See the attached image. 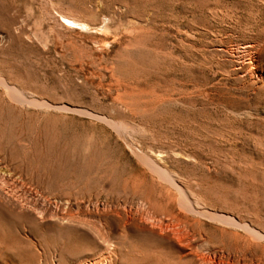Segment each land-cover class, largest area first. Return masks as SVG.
<instances>
[{"label": "rangeland", "instance_id": "obj_1", "mask_svg": "<svg viewBox=\"0 0 264 264\" xmlns=\"http://www.w3.org/2000/svg\"><path fill=\"white\" fill-rule=\"evenodd\" d=\"M0 181V264H264V0H0Z\"/></svg>", "mask_w": 264, "mask_h": 264}, {"label": "bare ground", "instance_id": "obj_2", "mask_svg": "<svg viewBox=\"0 0 264 264\" xmlns=\"http://www.w3.org/2000/svg\"><path fill=\"white\" fill-rule=\"evenodd\" d=\"M67 13L69 14V12H67ZM62 16L66 19L83 22L79 18H77L76 16H71V15H66V14H63ZM159 170H160V168H159ZM162 172H164L163 169H162ZM1 182L2 181H0V221H4L6 224L12 223V222H17V221H19V219L23 215H26V213L28 211H32L33 209L30 207L31 205L28 204L27 199L25 200L21 197L13 195L12 193H10L11 191L9 192V191H7L8 189L7 190L5 189L4 185H2ZM185 199H188V198H185ZM5 206H7V207H5ZM169 208H172V207L170 206ZM35 210H36V208H35ZM183 210L194 211V212H197L199 214H204V212H205V211H203V209H201L199 207L194 208V206L188 204V202H185V201L183 202ZM172 211H170L171 213L169 215L167 214L169 217L166 216L167 218L161 217L159 219H156L157 225L160 228L159 230L160 231H168V232L170 231L173 235L177 236V238L181 239L180 237H183L184 240H188L189 235H191L192 232H195L194 222L190 221V218L187 215H185L186 213L181 214L180 212H176V211L172 212ZM207 213H209V212H207ZM210 214L215 215L216 217L218 215L219 216L221 215V217H222V215H223L226 218H229V219L231 218V216L225 215V214H217L214 212L213 213L211 212ZM205 215H207V214H205ZM150 221H151V219H150ZM149 225H150V223H149ZM101 264H107V260L105 259ZM200 264H214V263H210V262L208 263L206 261H200Z\"/></svg>", "mask_w": 264, "mask_h": 264}]
</instances>
